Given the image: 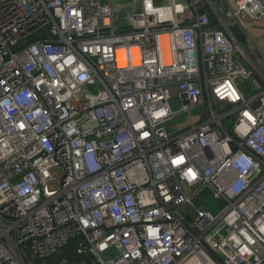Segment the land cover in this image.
<instances>
[{
    "label": "built area",
    "instance_id": "obj_1",
    "mask_svg": "<svg viewBox=\"0 0 264 264\" xmlns=\"http://www.w3.org/2000/svg\"><path fill=\"white\" fill-rule=\"evenodd\" d=\"M125 1L0 0V264H264V76L230 29L264 0Z\"/></svg>",
    "mask_w": 264,
    "mask_h": 264
},
{
    "label": "crops",
    "instance_id": "obj_2",
    "mask_svg": "<svg viewBox=\"0 0 264 264\" xmlns=\"http://www.w3.org/2000/svg\"><path fill=\"white\" fill-rule=\"evenodd\" d=\"M233 9V8H232ZM222 11L227 12V9ZM225 18L228 21L227 16ZM235 22V21H234ZM236 23V22H235ZM242 31L246 39V45H242L234 36V39L242 46V54L245 60H247L248 65L252 66L255 70L258 71L259 84L261 83V76H264V19L262 21H255L251 19L249 16H242L240 23L236 24ZM234 26V25H232ZM164 43V60L165 62L170 63L169 54L166 50V37H163ZM248 56H247V55ZM240 65V69L243 70L244 76L241 81V89L244 88L245 84L248 80L253 76L252 71L248 69L244 63L238 62ZM258 87V85H256ZM245 92V91H244ZM251 93V92H245Z\"/></svg>",
    "mask_w": 264,
    "mask_h": 264
},
{
    "label": "rangeland",
    "instance_id": "obj_3",
    "mask_svg": "<svg viewBox=\"0 0 264 264\" xmlns=\"http://www.w3.org/2000/svg\"><path fill=\"white\" fill-rule=\"evenodd\" d=\"M106 2V0H105ZM229 2V0H228ZM231 2L234 5V0ZM207 4V2H206ZM235 6V5H234ZM218 8L219 7V3H218ZM128 9V5L126 4L125 0H117V5H116V22L118 23V26L122 25V15L124 14V12ZM238 60L241 63H244L245 66L250 69V71H252L253 76L248 80V82L245 84V86H243L244 88H242L243 92H251V93H245L247 95H250L254 92L257 91V89L261 86V84H259V78L258 76V71L255 70L254 68H252V66L248 65L247 60L244 59V57L242 56V54H238ZM258 85V87L256 86ZM172 106L174 110H180L181 105L177 100H173L172 101ZM202 114H203V107H196L190 111L187 112H181L178 116L174 117L171 121H169L168 123H166L165 127L166 130L169 132L170 135H174L177 134L179 132H182L186 129H188L189 127H193L195 124H197L201 118H202ZM59 173H61L58 170ZM220 208V204L219 202L217 203L216 201L213 204V209H209V211L216 213L217 209ZM108 256L105 255V258H107Z\"/></svg>",
    "mask_w": 264,
    "mask_h": 264
},
{
    "label": "trees",
    "instance_id": "obj_4",
    "mask_svg": "<svg viewBox=\"0 0 264 264\" xmlns=\"http://www.w3.org/2000/svg\"><path fill=\"white\" fill-rule=\"evenodd\" d=\"M222 6L224 7V10L227 9V8H225V6L223 4H222ZM213 22L215 25L216 22L215 21H213ZM230 29H231V32L233 33V35L236 37V39L242 45H246V39H245V36L242 33L241 29L237 25L231 26ZM77 242H78L77 240H72L70 245H69L70 246L69 248L76 247ZM64 258L75 259L74 257H69L67 251H65L62 253L61 256L50 259L49 262H51V263L52 262H59L60 260H62ZM81 258L85 260V264H97L95 259L93 258V256H91L90 254H86L85 256H83Z\"/></svg>",
    "mask_w": 264,
    "mask_h": 264
},
{
    "label": "bare ground",
    "instance_id": "obj_5",
    "mask_svg": "<svg viewBox=\"0 0 264 264\" xmlns=\"http://www.w3.org/2000/svg\"><path fill=\"white\" fill-rule=\"evenodd\" d=\"M163 37H166V36H163ZM162 37V39H163ZM166 44H167V37H166ZM167 47V45H166ZM133 52V58H132V65L137 67V66H140L141 65V60H140V57H139V51L137 48H134L132 50ZM169 61H170V58H169ZM165 64H170L168 62H165ZM118 65L119 67L121 68H124L128 65V62L125 58V51L124 50H119L118 51Z\"/></svg>",
    "mask_w": 264,
    "mask_h": 264
},
{
    "label": "water",
    "instance_id": "obj_6",
    "mask_svg": "<svg viewBox=\"0 0 264 264\" xmlns=\"http://www.w3.org/2000/svg\"><path fill=\"white\" fill-rule=\"evenodd\" d=\"M240 45V44H239ZM240 47L242 48V46L240 45ZM247 55V54H246ZM248 56V55H247ZM75 253V250L74 249H72V250H70L69 252H68V256L69 257H71V256H73V254ZM70 264H73V263H70Z\"/></svg>",
    "mask_w": 264,
    "mask_h": 264
}]
</instances>
